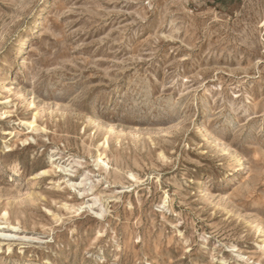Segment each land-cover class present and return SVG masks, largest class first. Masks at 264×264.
<instances>
[{
    "label": "rangeland",
    "instance_id": "rangeland-1",
    "mask_svg": "<svg viewBox=\"0 0 264 264\" xmlns=\"http://www.w3.org/2000/svg\"><path fill=\"white\" fill-rule=\"evenodd\" d=\"M0 264H264V0H0Z\"/></svg>",
    "mask_w": 264,
    "mask_h": 264
},
{
    "label": "bare ground",
    "instance_id": "bare-ground-1",
    "mask_svg": "<svg viewBox=\"0 0 264 264\" xmlns=\"http://www.w3.org/2000/svg\"><path fill=\"white\" fill-rule=\"evenodd\" d=\"M27 40H28L27 37L22 38V40L20 41V48H22V46H24L26 44ZM20 50H19V53L18 54H20ZM22 195H23V193H21V192L18 191L17 194H16V197L17 196H22Z\"/></svg>",
    "mask_w": 264,
    "mask_h": 264
}]
</instances>
